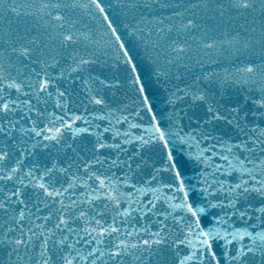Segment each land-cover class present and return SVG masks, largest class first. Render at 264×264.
Here are the masks:
<instances>
[{
  "label": "snow or ice",
  "instance_id": "obj_1",
  "mask_svg": "<svg viewBox=\"0 0 264 264\" xmlns=\"http://www.w3.org/2000/svg\"><path fill=\"white\" fill-rule=\"evenodd\" d=\"M0 264H264V0H0Z\"/></svg>",
  "mask_w": 264,
  "mask_h": 264
},
{
  "label": "water",
  "instance_id": "obj_2",
  "mask_svg": "<svg viewBox=\"0 0 264 264\" xmlns=\"http://www.w3.org/2000/svg\"><path fill=\"white\" fill-rule=\"evenodd\" d=\"M226 55V54H225ZM182 86V85H181ZM238 97H233V99H237ZM239 99L242 101V97H239ZM191 174V173H189Z\"/></svg>",
  "mask_w": 264,
  "mask_h": 264
}]
</instances>
